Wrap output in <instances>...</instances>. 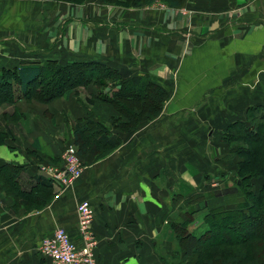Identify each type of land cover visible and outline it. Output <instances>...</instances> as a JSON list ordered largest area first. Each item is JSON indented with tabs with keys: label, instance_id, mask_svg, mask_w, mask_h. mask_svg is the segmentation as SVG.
Returning <instances> with one entry per match:
<instances>
[{
	"label": "crops",
	"instance_id": "1",
	"mask_svg": "<svg viewBox=\"0 0 264 264\" xmlns=\"http://www.w3.org/2000/svg\"><path fill=\"white\" fill-rule=\"evenodd\" d=\"M46 59L102 61L170 96L156 119L131 133L111 130L121 139L116 149L80 155L83 175L61 190L46 186L40 165L60 164L88 103L69 94L2 105L0 127L9 136L0 172L4 164L19 168L13 181L22 195L0 173V264H48L38 247L59 228L80 245V202L92 208L97 264H164L178 210H198L192 199L231 185L227 128L244 122L249 107H264V0H186L178 9L157 0L140 9L114 0H0V70ZM223 204L205 201L209 209Z\"/></svg>",
	"mask_w": 264,
	"mask_h": 264
},
{
	"label": "trees",
	"instance_id": "2",
	"mask_svg": "<svg viewBox=\"0 0 264 264\" xmlns=\"http://www.w3.org/2000/svg\"><path fill=\"white\" fill-rule=\"evenodd\" d=\"M53 1L81 3L84 0ZM114 1L126 8L140 9L156 0ZM157 1L178 9L186 0ZM89 85L95 87L96 93L87 100V117L78 120L71 129L79 156L90 154L100 158L116 149L121 139L112 135L111 130L131 133L140 123L156 119L170 96L162 86L144 77H127L102 61L60 64L46 59L1 68L0 107L21 100L50 103ZM244 119L231 124L222 138L225 144L234 146L225 159L232 162V172L237 176L231 185L210 193L211 197L223 198V206L209 209L199 199L200 209H179L169 225L177 248L169 256L162 255V263L264 264V107H249ZM8 136L0 127V146ZM18 170L4 164L0 173L9 176L8 185L19 196L22 192L13 181ZM46 186L50 188L52 181L47 180ZM253 188L257 189L255 193ZM199 213L205 229L196 233L190 227Z\"/></svg>",
	"mask_w": 264,
	"mask_h": 264
},
{
	"label": "built area",
	"instance_id": "3",
	"mask_svg": "<svg viewBox=\"0 0 264 264\" xmlns=\"http://www.w3.org/2000/svg\"><path fill=\"white\" fill-rule=\"evenodd\" d=\"M60 157L59 165L42 164L40 171L49 176L54 187L61 190L74 186L83 175L85 166L73 144H66ZM76 209L81 244L74 243L65 229H56L43 238L38 247V252L48 264H97L94 251L96 239L91 232L92 208L87 202H80Z\"/></svg>",
	"mask_w": 264,
	"mask_h": 264
},
{
	"label": "rangeland",
	"instance_id": "4",
	"mask_svg": "<svg viewBox=\"0 0 264 264\" xmlns=\"http://www.w3.org/2000/svg\"><path fill=\"white\" fill-rule=\"evenodd\" d=\"M86 92H92V93H96V89H95V87L94 86H92V85H89V86H87V88H78L77 90H76V92H73V93H70V94H74V95H76L78 98H80V99H82L83 98V100L84 101H86L87 102V100H89L90 99V97H87V94H86ZM33 102H35V103H38V102H36V101H33ZM40 104V103H39ZM218 174H217V178H219V174H224L223 172L222 173H219V172H217ZM229 176H230V180H228V182L229 183H231L232 184V181L237 177V176H235V173H234V171L232 172L231 171V173H229ZM212 178V177H211ZM220 179V178H219ZM213 183H216L215 181L213 182ZM255 191H254V193L256 192V188H253ZM209 196H210V194L208 193V194H206V195H204L201 199H203V202H205L206 201V199L207 198H209ZM192 202L193 203H198V199H192ZM195 222H194V224H192L191 225V229L192 230H194L196 233H199V232H202L204 229H205V225L203 224V222H202V219H201V214L200 215H198L197 217H195ZM175 248H177L176 247V244H175V246H174ZM256 252V251H255ZM258 252V251H257ZM252 254H253V251H252Z\"/></svg>",
	"mask_w": 264,
	"mask_h": 264
}]
</instances>
